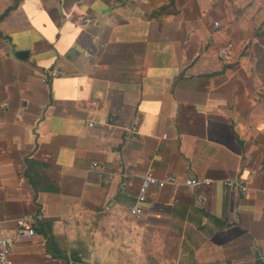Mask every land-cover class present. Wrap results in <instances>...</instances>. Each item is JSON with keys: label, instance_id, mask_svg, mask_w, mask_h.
Masks as SVG:
<instances>
[{"label": "crops", "instance_id": "crops-1", "mask_svg": "<svg viewBox=\"0 0 264 264\" xmlns=\"http://www.w3.org/2000/svg\"><path fill=\"white\" fill-rule=\"evenodd\" d=\"M259 28L262 0H0V234L41 216L14 264H264ZM146 173L200 183L137 203Z\"/></svg>", "mask_w": 264, "mask_h": 264}, {"label": "built area", "instance_id": "built-area-1", "mask_svg": "<svg viewBox=\"0 0 264 264\" xmlns=\"http://www.w3.org/2000/svg\"><path fill=\"white\" fill-rule=\"evenodd\" d=\"M214 26H218V22H214ZM235 46L231 41L225 42L217 50V56L223 61H228L231 59ZM63 72L56 68H51L45 72L43 75V80H49L50 78L62 75ZM88 107H96L98 105L97 101H89L86 104ZM89 126H93L94 123L89 121ZM96 165V164H94ZM200 183V180L194 176H187L185 178H178L174 174H166L163 177L154 176L151 173L144 174L138 186L136 200L137 203L143 202L146 198L147 192L151 187L163 188L165 186H185L189 189H193ZM228 187H235L244 194H248V187L245 184H238L232 180H227L224 182ZM130 213L138 218L141 213V208L138 205H134L130 208ZM41 218L38 213L24 214L15 220V233L13 236L6 237L0 234V264H14L12 253L14 245L18 240H24L31 238L36 235V223Z\"/></svg>", "mask_w": 264, "mask_h": 264}, {"label": "trees", "instance_id": "trees-1", "mask_svg": "<svg viewBox=\"0 0 264 264\" xmlns=\"http://www.w3.org/2000/svg\"><path fill=\"white\" fill-rule=\"evenodd\" d=\"M157 13V12H156ZM254 37L258 38V42L254 44V53L256 57V65L254 73L258 76L264 87V30L259 28L254 33ZM257 41V40H256ZM264 90V89H263ZM27 168L25 170V176L28 178L30 184L36 189V183L34 181L33 175L36 176L37 172L48 168V164L39 163L35 161L26 160ZM49 191H58L57 186L54 184L47 188Z\"/></svg>", "mask_w": 264, "mask_h": 264}, {"label": "water", "instance_id": "water-1", "mask_svg": "<svg viewBox=\"0 0 264 264\" xmlns=\"http://www.w3.org/2000/svg\"><path fill=\"white\" fill-rule=\"evenodd\" d=\"M27 55H28L27 51H18L15 54V56L20 59L26 58ZM93 264H99L98 258L96 256L93 258Z\"/></svg>", "mask_w": 264, "mask_h": 264}, {"label": "rangeland", "instance_id": "rangeland-1", "mask_svg": "<svg viewBox=\"0 0 264 264\" xmlns=\"http://www.w3.org/2000/svg\"><path fill=\"white\" fill-rule=\"evenodd\" d=\"M262 4H263V6H264V0H262Z\"/></svg>", "mask_w": 264, "mask_h": 264}]
</instances>
